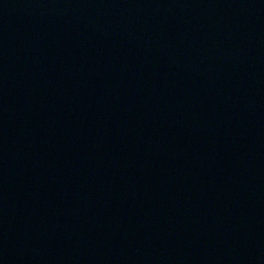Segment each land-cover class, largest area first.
<instances>
[{"label": "water", "instance_id": "water-1", "mask_svg": "<svg viewBox=\"0 0 264 264\" xmlns=\"http://www.w3.org/2000/svg\"><path fill=\"white\" fill-rule=\"evenodd\" d=\"M0 264H39L26 242L1 208Z\"/></svg>", "mask_w": 264, "mask_h": 264}]
</instances>
